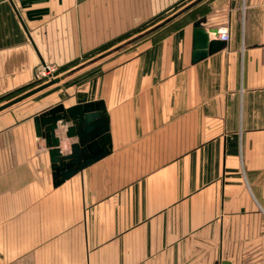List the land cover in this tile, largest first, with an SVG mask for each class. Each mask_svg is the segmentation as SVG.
Here are the masks:
<instances>
[{
	"label": "crops",
	"instance_id": "crops-1",
	"mask_svg": "<svg viewBox=\"0 0 264 264\" xmlns=\"http://www.w3.org/2000/svg\"><path fill=\"white\" fill-rule=\"evenodd\" d=\"M193 1L0 0V106ZM202 19L230 40L192 64ZM95 101L110 152L55 186L33 118ZM0 264H264V0H204L0 111Z\"/></svg>",
	"mask_w": 264,
	"mask_h": 264
},
{
	"label": "water",
	"instance_id": "water-1",
	"mask_svg": "<svg viewBox=\"0 0 264 264\" xmlns=\"http://www.w3.org/2000/svg\"><path fill=\"white\" fill-rule=\"evenodd\" d=\"M204 0H195L161 22L150 30L140 34L136 38L125 44L114 48L113 50L99 56L93 61L68 72L65 75L54 78L49 82L42 84L38 88L31 90L22 96L15 98L0 106V111L19 103L20 101L34 95L35 93L50 87L67 76L84 69L90 64L117 52L125 46L131 45L138 40L152 34L165 25L169 24L191 8ZM205 19L198 20L192 25V52L191 63L196 64L205 58L221 51L225 43L219 40L210 39V35L217 34L216 29H206L203 24ZM35 134L38 138L45 141L49 149L52 177L54 185H60L70 179L75 174L81 172L86 167L107 156L111 149L109 135V119L105 114V106L102 101L88 102L65 108L62 104L34 116L33 118ZM59 127L65 128V138L75 142L69 146V152L64 154L61 151V140L56 136Z\"/></svg>",
	"mask_w": 264,
	"mask_h": 264
},
{
	"label": "rangeland",
	"instance_id": "rangeland-1",
	"mask_svg": "<svg viewBox=\"0 0 264 264\" xmlns=\"http://www.w3.org/2000/svg\"><path fill=\"white\" fill-rule=\"evenodd\" d=\"M184 3L181 2V3H177L175 4L174 6H172L171 8H169V10H167L165 13H162L150 20H148L147 22L143 23L142 25H140L139 28H137V30L133 33H128V34H125V35H122L121 37H119L117 40L113 41L112 43H107V44H104L102 45L101 47L97 48L96 50H93L92 52H89L87 54H85L84 56H82L79 60H77L75 62V64H73L72 67H69V69H77L78 67L82 66V65H85L91 61H93L94 59L98 58L99 56L113 50L114 48L118 47V46H121L123 44H125L126 42L136 38L137 36H139L140 34L150 30L151 28H153L154 26L160 24L161 22H163L164 20H166L167 18H169L170 16H172L173 14H175L176 12H178L179 10H181L183 7ZM187 6V5H186ZM168 25V24H167ZM166 26V25H165ZM163 28V27H162ZM162 28H160L159 30L153 32L152 34H149L148 36L138 40L137 42L131 44V45H128V46H125L124 48H122L121 50L117 51V52H114L112 54H110L109 56H112L114 54H117L119 52H123L127 49H129L130 47L134 46L135 44L139 43V42H142V41H145L147 40L148 38H151V36L153 34H155L156 32L160 31ZM108 57V56H107ZM105 58V57H104ZM103 59V58H102ZM101 60V59H100ZM100 60L90 64V65H93L97 62H99ZM89 65V66H90ZM44 66V65H43ZM41 66L39 68V70L37 71L36 73V81L35 83L33 84L35 86H38V85H42V84H45L47 82H49L50 80H52L51 78H49L47 75L46 76H42V77H38V73L39 71L42 69ZM47 66H52V65H47ZM55 68V72H53V75H52V78H57V77H60L61 75H65L66 74V70H62L60 69L59 67H54ZM74 69V70H75ZM68 72V71H67ZM35 88H33L32 90H34ZM31 90H28L26 91L25 93L29 92ZM24 94V93H23ZM22 95V94H21ZM15 98H11V100H14ZM9 100V101H11Z\"/></svg>",
	"mask_w": 264,
	"mask_h": 264
},
{
	"label": "built area",
	"instance_id": "built-area-1",
	"mask_svg": "<svg viewBox=\"0 0 264 264\" xmlns=\"http://www.w3.org/2000/svg\"><path fill=\"white\" fill-rule=\"evenodd\" d=\"M213 35V38L215 40H219V41H222L224 43H227L229 40H230V36H229V32L227 30V28H221L217 31V34ZM55 66H47V65H44L42 67V69L39 71L38 73V77H42V76H48L49 78L53 79L52 78V75H53V72H55Z\"/></svg>",
	"mask_w": 264,
	"mask_h": 264
},
{
	"label": "trees",
	"instance_id": "trees-1",
	"mask_svg": "<svg viewBox=\"0 0 264 264\" xmlns=\"http://www.w3.org/2000/svg\"><path fill=\"white\" fill-rule=\"evenodd\" d=\"M20 93V92H19Z\"/></svg>",
	"mask_w": 264,
	"mask_h": 264
}]
</instances>
